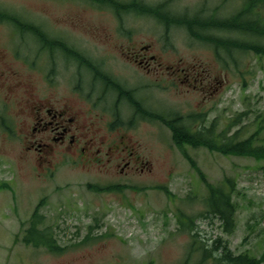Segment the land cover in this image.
Listing matches in <instances>:
<instances>
[{"label": "rangeland", "instance_id": "1", "mask_svg": "<svg viewBox=\"0 0 264 264\" xmlns=\"http://www.w3.org/2000/svg\"><path fill=\"white\" fill-rule=\"evenodd\" d=\"M136 1L162 5L173 16L204 18L230 16L247 0ZM0 10L20 15L51 40L101 63L115 83L153 113L199 115V125L204 115L206 126L215 122L219 132L230 124L242 138L259 124L264 127V59L253 53L236 56L226 66L185 28L167 31L156 18L136 12L120 18L83 0H0ZM15 29L0 22V264H183L195 240L209 245L219 238L234 253H250L264 264V161L186 146L189 160L168 127L136 116L128 101L119 100L116 91L103 92V83H95L91 71L67 53ZM145 47L156 57L151 73L125 59ZM44 93L74 104L97 141L124 136L146 171L128 177L102 164L70 160L41 167L21 137L29 131L30 107ZM89 95L97 108L87 101ZM97 148L106 151L98 143ZM104 151L91 158L102 160ZM204 180L234 183L236 228L231 235L218 219L202 217ZM37 207L45 221L41 228H51L57 243L66 247L63 254L22 242ZM191 220L193 230L184 226Z\"/></svg>", "mask_w": 264, "mask_h": 264}, {"label": "trees", "instance_id": "2", "mask_svg": "<svg viewBox=\"0 0 264 264\" xmlns=\"http://www.w3.org/2000/svg\"><path fill=\"white\" fill-rule=\"evenodd\" d=\"M83 1H87L102 9L108 8L118 15L136 12L156 18L165 26L167 31L171 27L185 28L189 37L193 40L212 47L216 56L226 66L230 64L228 60L233 63L236 61V56L249 53L264 59V16L261 13L264 9V0H247L241 10L227 17H216L215 14H210L208 17L204 16V18L200 14L194 16H173L168 13L169 11L165 12L162 5L150 7L136 0L131 2L119 0ZM202 14L204 15L203 11ZM0 22L13 26L16 31L34 35L37 42L42 46H47L52 50H61L74 57L79 65H86L90 70L97 71V68L82 53L69 48L61 40H51V37L41 27L28 22L20 15L0 10ZM105 82L118 92L121 99L129 102L134 108L136 116L159 122L168 127L174 144L184 152L189 160L191 158L185 152L186 146L192 148L204 147L211 152L224 156H245L264 161V127L260 124L254 133L243 138L240 129L234 133L231 132L233 125L230 124L224 130L218 132L215 122L209 126L205 125L204 115H202L200 125L198 124L199 115L197 117L195 115L185 116L177 114L165 117L143 108L134 98V93L131 90L121 87L118 83H111L109 80ZM118 122L119 120L115 121L111 127L115 128ZM192 163L194 165V162ZM203 178L204 176L202 175V180ZM206 184L207 196L204 199L205 211L202 212V217L208 218L212 216L218 219L224 233L231 235L236 228L235 215L237 206L233 201L234 183L231 180H227L221 185H212L207 182ZM108 190L112 191L111 189ZM162 190H165L167 194L169 193L166 189ZM39 209L40 207H37L33 213L29 227L24 231L22 242L36 249L45 248L52 254H63L66 251V247H62L57 243L51 228H41L45 221L43 216L38 214ZM182 224L184 225V222ZM184 226H188V228L190 227L193 230V221L187 222ZM193 236L194 239L197 237L196 234ZM197 253L200 255H195ZM183 264H261V260L247 252L234 253L228 242L219 238L209 245L195 240Z\"/></svg>", "mask_w": 264, "mask_h": 264}, {"label": "flooded vegetation", "instance_id": "3", "mask_svg": "<svg viewBox=\"0 0 264 264\" xmlns=\"http://www.w3.org/2000/svg\"><path fill=\"white\" fill-rule=\"evenodd\" d=\"M116 15L121 18V15ZM44 47L47 48V46ZM54 51L60 50L54 49ZM143 52H146V54ZM147 52H149V47L141 48V51L138 53H127L125 57L127 59L126 63L133 65L134 68H140L145 72L151 73L153 63L156 62V57L147 54ZM70 57L80 68L91 71V74L96 80L95 83H103L105 86L103 92L115 91L111 85L106 84V80H109L111 83L115 82L102 69L101 63L93 62L84 56L97 68V71H93L86 65H79L74 57ZM82 89L85 90L84 88ZM82 89L80 88V90ZM90 91H92V88H90ZM45 92L48 93L47 90ZM103 92L101 89L102 94ZM115 93L118 94V92ZM60 98L62 97L58 94H55L53 98H49L45 93L41 95L38 102L30 107V127L28 134L21 137L23 142L27 144V153H32L41 167L44 165L56 166L59 162H67L70 160L74 164L81 163V165L89 163L102 164L104 167H109L115 172L120 171L119 173L128 177H134L146 171L147 168L144 167L145 163L132 150H129L124 136L120 137L119 141H97L94 135L91 134L92 128L90 124L81 120V115L74 108L75 105L68 100L64 102L63 100L60 101ZM86 99L91 103L92 98L90 99V95ZM118 99L121 100L119 94ZM91 104L92 107L94 106L93 109L97 108L96 103ZM144 108L147 109L146 107ZM92 111L90 110V112ZM5 127L7 130L9 128L12 129L9 123H5ZM97 143L106 149V151L98 149ZM102 151H104V158L102 160H99V156L91 158L92 155L101 154ZM47 169L51 170L49 167Z\"/></svg>", "mask_w": 264, "mask_h": 264}, {"label": "crops", "instance_id": "4", "mask_svg": "<svg viewBox=\"0 0 264 264\" xmlns=\"http://www.w3.org/2000/svg\"><path fill=\"white\" fill-rule=\"evenodd\" d=\"M59 262V261H58ZM54 263H57V262H54ZM54 263H52V264H54Z\"/></svg>", "mask_w": 264, "mask_h": 264}]
</instances>
